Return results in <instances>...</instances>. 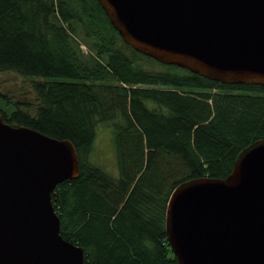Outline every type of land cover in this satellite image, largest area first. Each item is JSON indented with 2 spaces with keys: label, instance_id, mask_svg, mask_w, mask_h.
Wrapping results in <instances>:
<instances>
[{
  "label": "trees",
  "instance_id": "obj_1",
  "mask_svg": "<svg viewBox=\"0 0 264 264\" xmlns=\"http://www.w3.org/2000/svg\"><path fill=\"white\" fill-rule=\"evenodd\" d=\"M2 70L41 78L34 113L0 93L4 120L76 145L79 175L59 182L52 201L88 264H178L165 229L173 189L226 176L264 138V85L223 83L138 51L99 0H0ZM100 122L112 128L117 175L89 158Z\"/></svg>",
  "mask_w": 264,
  "mask_h": 264
},
{
  "label": "water",
  "instance_id": "obj_2",
  "mask_svg": "<svg viewBox=\"0 0 264 264\" xmlns=\"http://www.w3.org/2000/svg\"><path fill=\"white\" fill-rule=\"evenodd\" d=\"M138 51L223 83L264 85V0H99ZM69 138L0 112V264H88L65 238L52 191L79 175ZM165 229L178 264H264V138L224 177L179 183Z\"/></svg>",
  "mask_w": 264,
  "mask_h": 264
},
{
  "label": "rangeland",
  "instance_id": "obj_3",
  "mask_svg": "<svg viewBox=\"0 0 264 264\" xmlns=\"http://www.w3.org/2000/svg\"><path fill=\"white\" fill-rule=\"evenodd\" d=\"M80 42L84 54H88V44L80 32L75 34ZM41 80L40 77L23 75L14 70L0 71V93L5 94L11 102H17L20 106H27L31 113L35 112L39 103L33 80ZM112 128L108 123H98L96 126V139L89 153V158L97 165L111 174L117 175L115 151L111 140Z\"/></svg>",
  "mask_w": 264,
  "mask_h": 264
}]
</instances>
